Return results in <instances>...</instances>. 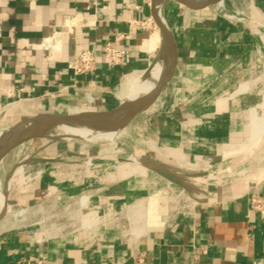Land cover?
<instances>
[{
  "label": "crops",
  "instance_id": "0c3cea01",
  "mask_svg": "<svg viewBox=\"0 0 264 264\" xmlns=\"http://www.w3.org/2000/svg\"><path fill=\"white\" fill-rule=\"evenodd\" d=\"M151 1L0 0V115L13 102L36 114L117 107L124 79L164 57ZM221 2L191 10L163 1L176 70L154 104L124 128L145 151H170L189 164L211 159L220 164L221 180L202 191L191 186L200 202L172 218L181 186L156 172L119 177L120 166L100 156L106 149L67 145L56 150L65 157L43 160L67 171L62 202L87 197L108 215L125 211L128 228L94 220L42 237L0 225V264H264V207H252L254 197L264 200V129L250 144L251 110L264 118V0ZM225 2L241 19L224 14ZM155 34L160 40L151 48ZM108 44L124 52L120 62L106 57ZM86 50L95 56L94 70L75 74L70 65Z\"/></svg>",
  "mask_w": 264,
  "mask_h": 264
},
{
  "label": "rangeland",
  "instance_id": "374dc122",
  "mask_svg": "<svg viewBox=\"0 0 264 264\" xmlns=\"http://www.w3.org/2000/svg\"><path fill=\"white\" fill-rule=\"evenodd\" d=\"M222 3L219 5H222ZM239 13L241 12L228 13L227 9L224 11V14L231 18L241 19ZM125 99L121 101H125ZM78 111L80 110L77 108L72 110L73 113ZM250 113L254 129V136L250 139V144H252L259 138L264 129V118H259L255 109H252ZM35 114V112L26 111L23 104L19 102L8 103L3 107L0 115V131H4ZM78 144H88L96 149H106V153L100 154L101 158L105 155L109 157L107 160L109 164L111 163L116 167L120 166L118 176L122 178L135 173L154 172L146 165V162H154L167 167L170 166L169 168L174 174L178 175L189 187L192 186L196 191H202L210 182L221 180L220 164L211 159L200 157L201 161L197 160L196 163L189 164L188 159H176L170 151L160 155V150L150 146L148 151H145L142 143L138 142L136 138L131 140L130 134L125 129H122L113 139L85 141L79 137L67 138L64 130L57 127L50 130L44 137L27 140L10 152L0 164V187L6 192L9 201L17 200L14 204L9 202L4 212L0 214V225H3L4 229H24L37 232L42 237H48L65 235L77 230L84 224L93 223L94 220L101 225L120 224L127 227L125 211L123 213L118 212L117 215H108L104 204L98 201L93 202L91 198L87 197H83L82 202L75 199L69 205L62 202L61 182L67 180L66 174H64L67 171L62 172L63 166L59 163L46 166L43 160L46 157H55L56 159L65 157L56 154V150L67 145ZM236 155L238 154L229 153L227 156L234 157ZM134 157H137L146 169L141 168L136 161L132 160ZM84 159L87 160V158ZM71 160L80 159L75 156ZM76 166L77 163L74 164L75 173ZM51 171L56 173L55 179H53L55 182L46 184L45 177ZM60 173H63V175H60ZM185 174L190 175V178H186ZM194 194L201 197L200 192L196 193L194 191ZM80 195L83 194L80 193ZM141 214V209L138 208L135 215L130 216L133 224L140 219Z\"/></svg>",
  "mask_w": 264,
  "mask_h": 264
},
{
  "label": "water",
  "instance_id": "95a60500",
  "mask_svg": "<svg viewBox=\"0 0 264 264\" xmlns=\"http://www.w3.org/2000/svg\"><path fill=\"white\" fill-rule=\"evenodd\" d=\"M163 1L164 0L151 1L152 18L160 30L164 50V70L161 78L152 91L138 98L121 102L117 107L107 111H87L75 114L37 113L32 117L21 120L5 130L3 136L5 139L3 138L0 140V162L10 152L27 140L44 137L54 128L62 126H85L121 131L126 128L138 114L150 108L166 85L172 80L178 62V53L174 37L165 20L160 17L157 11L158 4L162 5ZM173 1L188 9L199 10L218 4L222 0H198L193 3L188 0ZM31 123H35L36 126L32 130H28L27 126ZM146 165L169 181L178 184L186 190L192 191L191 188L178 175L174 174L169 167L154 162H146Z\"/></svg>",
  "mask_w": 264,
  "mask_h": 264
},
{
  "label": "bare ground",
  "instance_id": "6f19581e",
  "mask_svg": "<svg viewBox=\"0 0 264 264\" xmlns=\"http://www.w3.org/2000/svg\"><path fill=\"white\" fill-rule=\"evenodd\" d=\"M189 2H196L198 0H188ZM158 14L162 19V5L158 4L157 6ZM160 40V35L155 34V36L151 37V48H154L158 41ZM164 70V59L158 60L155 62L151 68L148 71H140V72H133L132 74L128 75L124 81L122 82V85L120 89L116 92L117 97L120 100L125 99L126 100H132L135 98H138L141 95L147 94L150 91H152L158 80L161 78V75ZM124 102V101H122ZM35 123H31L27 126L28 130H32L35 127ZM67 138L71 137H79L85 141H91V140H99V139H108V138H114L120 131L118 130H104L98 127H85V126H62L61 127ZM5 134L4 131H0V140H2ZM5 139V138H4ZM132 159V158H131ZM132 160L136 161L141 168L146 169L137 157H134ZM9 200L6 196V192L2 190L0 187V211L2 214L9 204Z\"/></svg>",
  "mask_w": 264,
  "mask_h": 264
},
{
  "label": "built area",
  "instance_id": "2783aa9c",
  "mask_svg": "<svg viewBox=\"0 0 264 264\" xmlns=\"http://www.w3.org/2000/svg\"><path fill=\"white\" fill-rule=\"evenodd\" d=\"M106 57L113 63H118L123 59L124 52L118 50L114 46L108 44L105 48ZM95 67V56L93 52L86 50L75 57L71 63L70 68L75 74H83L91 72ZM200 202V197L195 195L193 191H189L183 188L182 192L176 197L175 203L170 208V216L175 217L179 214H183L191 210ZM252 207L254 209H261L264 207V200L254 197L252 199Z\"/></svg>",
  "mask_w": 264,
  "mask_h": 264
}]
</instances>
